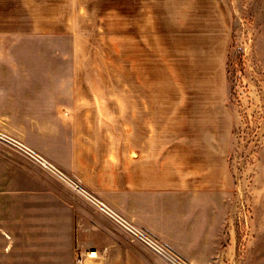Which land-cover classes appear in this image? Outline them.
Here are the masks:
<instances>
[{"label":"crops","instance_id":"crops-1","mask_svg":"<svg viewBox=\"0 0 264 264\" xmlns=\"http://www.w3.org/2000/svg\"><path fill=\"white\" fill-rule=\"evenodd\" d=\"M17 5L0 9V264H75L78 242L104 264L223 248L237 200L226 98L155 96L147 78L128 97L81 95L75 50L23 42L70 32L27 31Z\"/></svg>","mask_w":264,"mask_h":264},{"label":"rangeland","instance_id":"rangeland-1","mask_svg":"<svg viewBox=\"0 0 264 264\" xmlns=\"http://www.w3.org/2000/svg\"><path fill=\"white\" fill-rule=\"evenodd\" d=\"M8 3L11 12L27 11V31L70 32L23 42L43 52L75 50L81 95L128 97L147 78L155 96L226 98L234 119L233 233L210 256L206 249L176 259L264 264V0H4L0 9ZM27 3L35 22L58 24H30Z\"/></svg>","mask_w":264,"mask_h":264},{"label":"built area","instance_id":"built-area-1","mask_svg":"<svg viewBox=\"0 0 264 264\" xmlns=\"http://www.w3.org/2000/svg\"><path fill=\"white\" fill-rule=\"evenodd\" d=\"M10 142L12 144L22 148V150H23V146L21 143L15 141V140H10ZM71 185L74 186L75 189L83 192V189L81 188L80 185H78L76 183H71ZM135 235L137 237H139L140 239H143L146 242H149V243L151 242V239L148 238L144 234L135 233ZM158 250L164 251L161 248H158ZM103 254H104V251H100V250L94 248L91 244H88L85 242H78L77 246H76L75 264H104V262L101 260V257ZM173 259H175V258H173ZM175 261H177V259H175ZM177 264H183V263L177 261Z\"/></svg>","mask_w":264,"mask_h":264},{"label":"bare ground","instance_id":"bare-ground-1","mask_svg":"<svg viewBox=\"0 0 264 264\" xmlns=\"http://www.w3.org/2000/svg\"><path fill=\"white\" fill-rule=\"evenodd\" d=\"M50 165V164H49Z\"/></svg>","mask_w":264,"mask_h":264}]
</instances>
